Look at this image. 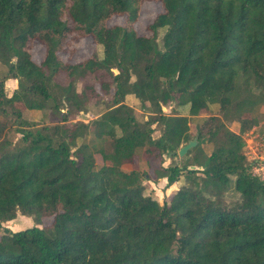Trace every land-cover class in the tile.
<instances>
[{
	"label": "trees",
	"instance_id": "16d2710c",
	"mask_svg": "<svg viewBox=\"0 0 264 264\" xmlns=\"http://www.w3.org/2000/svg\"><path fill=\"white\" fill-rule=\"evenodd\" d=\"M146 1L163 5L151 35L134 26ZM114 16L126 23L110 25ZM85 36L93 55L64 62L66 39ZM35 44L46 49L40 63ZM0 63L8 68L0 80V264H264V177L244 138L264 104V0H0ZM11 78L18 87L9 96ZM128 95L148 119H137ZM99 100L106 111L74 120ZM17 102L56 120H26ZM173 103L191 116L220 108L183 156L195 136L189 116L163 110ZM10 116L19 145L8 135ZM92 137L107 144L100 167ZM204 141L214 144L210 154ZM140 149L158 163L154 180L186 178L163 203L146 192V172L123 168ZM194 152V162H174ZM19 212L36 225L3 227ZM49 216L50 225H38Z\"/></svg>",
	"mask_w": 264,
	"mask_h": 264
},
{
	"label": "rangeland",
	"instance_id": "374dc122",
	"mask_svg": "<svg viewBox=\"0 0 264 264\" xmlns=\"http://www.w3.org/2000/svg\"><path fill=\"white\" fill-rule=\"evenodd\" d=\"M162 10H163V5L160 2H155V1L144 2L141 5L138 19L134 23L137 32L142 35H151V32L148 30V24L151 23L156 17V15ZM108 23L110 25L125 24L126 16H114L109 20ZM163 33L164 31L162 30L160 32V37L163 35ZM95 50H96V44L91 36L69 37L68 39H66V41L63 44V49L60 52V57L64 62H69L74 64L88 59L93 55ZM97 50L99 55H102V48L100 45L97 46ZM31 52H32V58L37 63H40L43 61L45 57L46 49L43 44H35L32 47ZM7 70H8L7 66L0 63V80L4 78V75L6 74ZM115 71L117 72V70ZM14 80L17 82V79ZM77 86L79 89H81L83 83L79 81ZM17 87H18V82H17ZM5 88L9 95V90L11 89V85L8 86L7 84H5ZM126 103L133 107L135 115L139 121H144L149 118L150 114L141 109L140 100L136 98L134 95H128L126 97ZM16 105L18 108L22 110L25 109V105L22 102H17ZM107 106L108 104L106 100H99L96 103L89 106V109L87 111L79 113L74 120L90 122L96 119L102 112L106 111ZM210 108H211L210 111L204 112L203 114H200L198 116H191L187 108L182 109L179 106H177L176 103L164 107L163 110L167 114L179 113L181 115L189 116L191 134L193 136H198L197 132L202 122L209 116L220 113L219 105L213 104L211 105ZM255 114H257V116L259 117L260 123L256 127H253L247 133L244 134L245 153L247 154L249 161L253 162L255 173L261 175V177H264V169L261 168V166L264 165V104L259 107L258 113ZM23 116L26 120L36 122L38 124H52L53 121L56 120V118L54 119V116L49 110L46 111V110L25 109ZM14 120L15 117L10 116L8 124L9 126L10 125L11 126L10 128H8L9 129L8 135L14 140V142H18L19 145L21 144L20 138L22 135L15 131V128L17 127L18 124L16 122L15 124ZM228 126L235 131H239L240 129L239 122L228 123ZM154 128L155 130L153 133V137L158 138L161 135L162 127L160 125L155 124ZM90 144L92 150L96 154L97 163L98 166L100 167L103 164V158L98 150L104 148L105 146H107V144L106 143L104 144V142L97 141L94 137L90 139ZM201 146L203 147L205 153L207 154H210L214 149V144L207 141L202 142ZM197 155L198 153L194 152L189 157L177 156L175 157L174 162L181 165L187 164L188 162H194V160L197 159L196 158ZM172 161L173 158L170 157L169 155L164 156V165H169ZM157 165L158 163L155 160L147 159L143 149H140L137 153V156L135 157L134 162L131 164L130 163L124 164L123 168L127 171H132L135 169L138 170L141 174L146 172L147 176L151 178V180L144 179L146 192L157 198L161 203H163L164 201L169 200L172 197V195L182 185L186 184V178L182 176L178 182L174 183L171 186L167 185L166 179L160 178L154 180L156 177L155 168L157 167ZM193 168H196V166ZM232 199H235V197L228 196V200H232ZM52 221H53V216L44 217L41 220L40 224L38 225L41 227L48 226L52 223ZM34 225H36L34 219L30 216L23 215L21 212L17 214L16 218L3 222V227L9 228L12 231H18ZM3 233H4L3 228H0V237L2 236Z\"/></svg>",
	"mask_w": 264,
	"mask_h": 264
},
{
	"label": "water",
	"instance_id": "95a60500",
	"mask_svg": "<svg viewBox=\"0 0 264 264\" xmlns=\"http://www.w3.org/2000/svg\"><path fill=\"white\" fill-rule=\"evenodd\" d=\"M198 142H199L198 136H195L194 139L190 140L187 144L183 145L179 149V151H178L179 155L180 156L185 155L188 152V150L191 149V148H193V147H195L198 144Z\"/></svg>",
	"mask_w": 264,
	"mask_h": 264
},
{
	"label": "crops",
	"instance_id": "0c3cea01",
	"mask_svg": "<svg viewBox=\"0 0 264 264\" xmlns=\"http://www.w3.org/2000/svg\"><path fill=\"white\" fill-rule=\"evenodd\" d=\"M6 84H7L8 86L11 85V89L9 90V96H11V95L13 94L14 90H15L16 87H17V82H16L14 79H8V80L6 81Z\"/></svg>",
	"mask_w": 264,
	"mask_h": 264
},
{
	"label": "built area",
	"instance_id": "2783aa9c",
	"mask_svg": "<svg viewBox=\"0 0 264 264\" xmlns=\"http://www.w3.org/2000/svg\"><path fill=\"white\" fill-rule=\"evenodd\" d=\"M261 168L264 169V165H262Z\"/></svg>",
	"mask_w": 264,
	"mask_h": 264
}]
</instances>
